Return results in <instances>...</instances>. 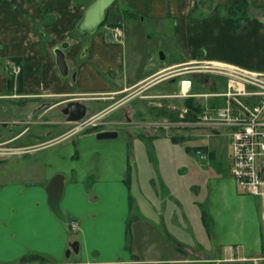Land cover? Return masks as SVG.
<instances>
[{
    "label": "crops",
    "instance_id": "1",
    "mask_svg": "<svg viewBox=\"0 0 264 264\" xmlns=\"http://www.w3.org/2000/svg\"><path fill=\"white\" fill-rule=\"evenodd\" d=\"M54 1L23 0L24 5L33 8L32 32L39 36L31 50L24 52L18 16L9 0H0V85L5 73L13 68L12 60L21 58L19 63L24 64L28 91L61 93L66 100L83 102L87 106L88 124L97 126L103 117L117 125L143 122L146 98L151 97H188L203 108L226 106V93L233 90L231 82L213 69L228 66L264 73V0H122L121 5L115 2L110 7L106 19L109 24L116 25L123 10L129 9L137 16L126 19L127 23L137 25L139 20L144 26L149 21L157 34H164L170 42L169 50L179 51L170 60L165 53L164 58L157 59L153 52L143 48V43L131 45L127 37L125 43L113 42L111 25L85 36L80 34L75 41L68 42L69 32L84 16L86 8L80 9L84 0H77L73 9L68 8L71 0H61L67 1L66 11L43 13L42 9H48ZM244 1L248 3L246 8L237 7V2ZM56 5H60L58 0ZM64 43H69L67 76L62 74L55 53L59 44ZM195 63L209 66L208 71L216 73L203 80L199 86L202 91L195 86L199 74H189L196 72L190 70ZM179 66H187L186 71L168 75L172 72L169 70ZM162 74L166 75L145 83ZM178 75H183L181 81L190 79L197 90L183 84L180 94L157 89ZM147 87H155L156 91L145 93ZM236 88L257 90L241 82ZM127 91L123 98L112 103L113 98ZM233 98L234 107L239 109L253 107L261 100L259 95L245 92ZM126 103L128 107L121 116L111 117L112 111ZM169 106L167 113H173L176 103ZM51 112L54 120L62 119L56 107L45 113ZM166 116L159 115L161 120L150 122L149 129L159 131L165 124L179 123ZM34 123L47 131L40 130L32 136L28 131L20 144L29 146L27 156L40 150L50 151L43 155L42 163L38 157L25 163L19 178L0 181V264H264L263 244L261 251L242 253L231 243L219 244L221 240L213 243V231L202 201L194 196V190L184 179L177 180L179 170L170 164L169 154L163 156L161 172H156L161 173L159 183L151 175L145 177V167L141 169L140 164L137 165L140 176L132 179L129 156L108 149V144L119 137H97L101 130L121 131L123 125L85 132L80 140L90 155L82 157L80 150L75 151L79 163L75 165L67 164L66 157L56 156L54 147L77 133L68 131L54 137L53 128L46 126L44 118H34ZM69 124L66 119L64 127ZM144 126H136L140 129L137 131L146 132ZM126 136L137 137L132 132ZM117 158L120 159L115 162ZM82 161L89 165H82ZM57 173L65 175L61 205L67 223L49 205L46 189ZM76 240L80 242L79 252L72 250L68 257L67 251ZM222 248L224 255L219 253ZM36 255L45 259L33 260Z\"/></svg>",
    "mask_w": 264,
    "mask_h": 264
},
{
    "label": "rangeland",
    "instance_id": "2",
    "mask_svg": "<svg viewBox=\"0 0 264 264\" xmlns=\"http://www.w3.org/2000/svg\"><path fill=\"white\" fill-rule=\"evenodd\" d=\"M9 1L13 6L14 12L18 16L19 27L21 26L20 30L23 31L21 45L25 47L23 50L26 52L28 49L31 50L30 47L36 44V41H39V36L32 32V26L35 24L33 8L31 7L30 9L28 6L24 5L25 2H23V0ZM92 1L93 0H84L83 6H80V9L87 8ZM66 2L58 0L60 5L54 6V4H57V0H55L52 2L51 6H49L51 9L48 8V12L46 13L54 14L56 10L60 13L62 10L66 9L64 6ZM76 2L77 0H71L68 8L73 9L75 7L74 5L77 4ZM116 2L119 3L118 6L122 4V0H116ZM122 16L121 21L117 24L126 28V37L131 45L138 42L143 43V48L148 53L153 52L155 57L159 60L162 58V52L165 53L168 60H170L174 53H179L177 49H174V53L169 50L170 42L165 40L166 36L164 34H157L155 32V27L151 25L149 21H146L144 26H141L139 20H137L138 23L135 25L134 22L127 23L126 17L124 15ZM104 25L111 24L106 20ZM104 25H101L99 29H102ZM76 26L77 24L74 25L72 31L69 32L67 36L68 42L75 41L73 39L80 35ZM111 26L115 25L113 24ZM83 36H85V34ZM59 45L62 46V44ZM187 66H179L169 70L172 72L168 75L185 72L186 70L184 69ZM209 68V66H204L201 63L191 65L190 70L196 72H190L189 74H199L198 77L196 76L197 80L195 84L199 91H202V89H199V86L203 84V80L212 74H216L214 72H209ZM213 70H218V75L221 74L227 77L229 83L231 79H233L232 76L224 73L225 70ZM182 77L183 75L174 76L159 85L157 89L172 91L173 94H180L179 91H181V89L184 90L183 85H181ZM149 81L150 80L145 83L148 84ZM191 88H193V84ZM194 90H197L196 87H194L192 91ZM155 91V87H147L145 93L151 94ZM126 93H129V91L118 95V98ZM187 101H189L188 97L180 96L173 98H146V117L141 118V120L144 121L129 123L130 125L118 123L119 125H123L121 129L125 130L120 131L118 140L111 141V143L108 144V149H114L116 153L121 152V154L125 152L126 155L129 156L130 165L133 167V171H130V177L133 176L132 179H136L137 176H140L139 168H137V165L140 164V168L141 166L145 167V177L151 175L152 178L154 177L156 183H159L158 176L161 175V173L156 172H161L162 170L163 156L169 154L170 164L179 170L177 180L181 181V179H184L185 183L190 185L192 187L191 189L194 190V196L202 201V206L206 211L205 215L208 219L207 222L210 224L213 231V243L218 244L220 242L218 240H221L219 244L227 243L228 245L231 243L232 246H237L238 252L240 251L242 253L252 252L256 249L261 251V245H264V198L247 192L232 174L231 137L229 135V129L225 128L223 125H212L199 122L201 113L196 116L195 120L186 118L190 112V107L187 105L188 109L185 107ZM172 102L176 103V107H173V113H167V109H170L169 105H171ZM126 104L112 111L110 114L111 117L121 116L122 110L125 112L124 109L128 107V103ZM159 115H167L166 117H168V119H172L179 123L165 124L166 127L159 129V131L149 129L151 125L149 124L150 122L161 120L158 117ZM99 121L100 124L97 126L92 124L82 125L76 135L67 139L65 142L58 143L56 147H54L56 150L54 154L56 156H61V158L66 157L68 161L67 164L73 163L75 165L79 164L76 160L77 154L75 151L78 152V150H80L82 157L84 155V157L89 158L90 151H84L85 147L83 146V141L80 140L82 135L84 136L85 132L114 127V125L119 127L117 124L107 122L106 117L101 118ZM138 125L147 126V129L150 131H137L140 130L136 127ZM30 127L31 130L29 134L31 136L33 133L37 134V131L40 130L43 132L47 131L46 127H42L36 123L32 124ZM142 128L143 126L141 129ZM151 131L153 133H151ZM122 132H125L126 135L132 132V136L135 134L137 137H127L125 134L123 135ZM151 134H154V136H150ZM27 147L29 146L20 144V146L15 148L9 147L10 150L0 149V152L2 151L0 153L1 182L19 178L20 170L25 168V163L31 162L37 157L41 159L42 163L43 155L50 151V149L40 150L34 155L27 156ZM103 147H105V145H103ZM199 151L205 154L203 158L200 157ZM3 156L10 157H8L7 160H2L1 157ZM17 156H19L18 158L20 159H17ZM119 159L120 158H117L115 162ZM18 165H20L22 169H20ZM82 165L88 166L89 164L82 161ZM224 250L225 248L220 249L219 253L223 254Z\"/></svg>",
    "mask_w": 264,
    "mask_h": 264
},
{
    "label": "built area",
    "instance_id": "3",
    "mask_svg": "<svg viewBox=\"0 0 264 264\" xmlns=\"http://www.w3.org/2000/svg\"><path fill=\"white\" fill-rule=\"evenodd\" d=\"M113 32L116 37H120L122 26L117 24ZM217 69L225 70L224 73L233 77L230 83V88L233 90L226 93L228 96L226 106L204 108L199 116V122L223 125L229 129L232 174L247 192L264 198V73L228 66ZM181 82L186 88L191 89L190 79H183ZM238 82L250 84L257 90L255 92L241 91L236 88ZM242 92L257 94L261 100L253 107L235 108L236 99L233 97ZM198 153L202 158L204 157L202 151Z\"/></svg>",
    "mask_w": 264,
    "mask_h": 264
},
{
    "label": "flooded vegetation",
    "instance_id": "4",
    "mask_svg": "<svg viewBox=\"0 0 264 264\" xmlns=\"http://www.w3.org/2000/svg\"><path fill=\"white\" fill-rule=\"evenodd\" d=\"M48 8L51 9L50 7ZM49 21L52 23V18L49 19ZM113 28L114 26L111 27L112 41L125 43L124 39H126V28L122 26V35L120 37H116L114 35ZM80 34L84 35L87 33L80 32ZM63 45L60 47H63ZM63 48L66 53V50L69 48V43L68 46ZM20 59L21 58H16L15 60H12L11 63L13 68H9L10 70L8 73H5L4 80L0 85V149L10 150L9 147L15 148L20 146V141L23 135L31 130L30 126L35 124L34 118L39 116L45 119L47 122V127L50 125L51 128H53L55 132L53 134L54 137H60L68 131L74 134L79 132V128L82 127V123L68 121V114L66 112L70 102L79 100L74 98L66 100L65 95L61 93L49 95L44 94V92L38 94L28 91L26 76L24 74V64L23 62L19 63ZM63 75L67 76L65 74ZM43 84L44 83H42V85ZM118 99L113 98L114 101H112V103L118 102L120 100ZM55 107L62 116V119L58 118L54 120L52 112L50 114L45 113ZM66 119L70 123L68 128L64 127L66 124ZM109 129H115L119 131L118 128ZM44 137L48 139L47 136ZM44 137L42 136V138ZM44 141L45 140H42V143ZM26 149L29 151V147Z\"/></svg>",
    "mask_w": 264,
    "mask_h": 264
},
{
    "label": "water",
    "instance_id": "5",
    "mask_svg": "<svg viewBox=\"0 0 264 264\" xmlns=\"http://www.w3.org/2000/svg\"><path fill=\"white\" fill-rule=\"evenodd\" d=\"M116 2V0H93L92 3L85 10L84 16L80 19L77 24V29L81 33H95L98 28L103 25L107 18L108 9ZM68 46V43H64L63 47ZM63 47H57L55 53L57 56V62L60 70L63 74H69V63L66 58V53ZM164 58V52H162ZM162 74L156 76L149 83L156 81L158 78L163 77ZM68 121L80 122L82 125L90 123V120L85 119L87 114V106L81 101L70 102L67 110ZM119 131L115 129H105L97 133V137L100 139L116 138L119 136ZM65 187V175L63 173H57L53 176L47 186V193L49 198V205L51 206L54 213L59 219L64 222H68V218L62 209L61 200L64 194ZM80 242L74 241L71 243L70 249L67 251V256L73 251L79 252Z\"/></svg>",
    "mask_w": 264,
    "mask_h": 264
},
{
    "label": "trees",
    "instance_id": "6",
    "mask_svg": "<svg viewBox=\"0 0 264 264\" xmlns=\"http://www.w3.org/2000/svg\"><path fill=\"white\" fill-rule=\"evenodd\" d=\"M248 3L247 1H244V2H237V7H244L245 8L247 7ZM45 8V7H44ZM48 9H42V12H46ZM107 14H108V11H107ZM123 15L126 17V18H135L137 16V14L135 12H132L131 10L129 9H124L123 10ZM107 19V18H106ZM106 22V20H105ZM104 22V23H105ZM103 23V25H104ZM189 101H187L185 103V105L189 106L190 107V112L188 113V115L186 116V118H189L191 120H195L196 116L199 115V113H201L203 111V107H201L200 105H196L193 103V100L191 99H188ZM33 260H39V259H45L44 257H41V256H34L32 258Z\"/></svg>",
    "mask_w": 264,
    "mask_h": 264
}]
</instances>
